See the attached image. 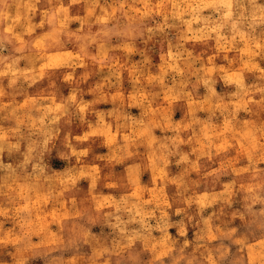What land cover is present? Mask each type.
<instances>
[{
	"label": "clouds",
	"instance_id": "obj_1",
	"mask_svg": "<svg viewBox=\"0 0 264 264\" xmlns=\"http://www.w3.org/2000/svg\"><path fill=\"white\" fill-rule=\"evenodd\" d=\"M0 264H264V0H0Z\"/></svg>",
	"mask_w": 264,
	"mask_h": 264
}]
</instances>
